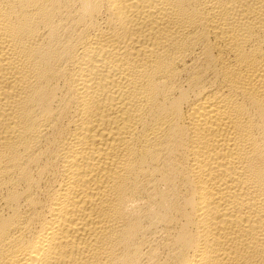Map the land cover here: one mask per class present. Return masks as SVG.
Here are the masks:
<instances>
[{"label":"bare ground","instance_id":"6f19581e","mask_svg":"<svg viewBox=\"0 0 264 264\" xmlns=\"http://www.w3.org/2000/svg\"><path fill=\"white\" fill-rule=\"evenodd\" d=\"M0 264H264V0H0Z\"/></svg>","mask_w":264,"mask_h":264}]
</instances>
